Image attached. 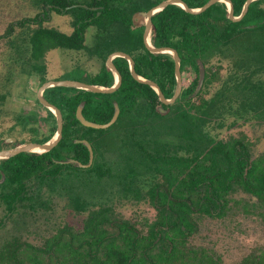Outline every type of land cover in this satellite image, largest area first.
I'll return each instance as SVG.
<instances>
[{
    "label": "trees",
    "instance_id": "1",
    "mask_svg": "<svg viewBox=\"0 0 264 264\" xmlns=\"http://www.w3.org/2000/svg\"><path fill=\"white\" fill-rule=\"evenodd\" d=\"M162 1L0 0V67L8 61L16 75L37 78L40 87L51 81L52 53L60 50L65 58L74 55V67L92 58L101 63L97 73L76 81L111 87L106 59L123 52L136 74L170 99L176 85L172 57L150 53L143 27L132 21ZM182 1L199 9L208 0ZM230 1L238 16L246 0ZM53 14L69 17L70 33L47 23ZM151 21L152 46L174 49L181 74L189 68L194 76L183 80L170 105L136 82L120 57L113 64L121 84L111 94L46 89L44 98L62 115L61 139L48 152L0 160V264H225L214 241H195L211 223L231 226V236L251 230L257 237L229 264H264V150H256L259 138L216 131L236 126L217 123L225 112L244 122L264 120V79L255 78L264 76V0L252 2L239 22L227 18L223 3L197 15L170 5ZM199 62L204 77L195 94ZM7 72L0 76V150L15 146L5 143L15 134L20 144L49 141L56 121L33 88L26 101L46 110L43 132L36 115L5 107L11 86H2L14 84L12 70ZM22 83L14 90L24 100ZM114 104L119 114L107 129L76 119L83 105L85 120L107 124ZM82 141L91 146V160ZM124 207L132 209L130 216L117 210Z\"/></svg>",
    "mask_w": 264,
    "mask_h": 264
},
{
    "label": "water",
    "instance_id": "2",
    "mask_svg": "<svg viewBox=\"0 0 264 264\" xmlns=\"http://www.w3.org/2000/svg\"><path fill=\"white\" fill-rule=\"evenodd\" d=\"M254 1H256V0H246L245 3L243 4L242 10L238 16H234L233 5H232L230 0H208L199 9L189 8L182 0H164V1L160 2L158 5L154 6L150 10H148L147 12H139V13L134 14L132 17V21H133L134 26H135V23H137L139 20L144 22V29H143V33H142V38H143V43H144V46L146 47V49L152 54L167 53L172 57V60L174 62V75H175V81H176L175 90H174L172 97L170 99H166L163 96L160 88L158 87V85L156 83H154L150 80H146V79L140 77L139 75H137L135 70H134V61L132 60V58L129 55H127L123 52H113L107 57V60H106V65H107L108 69L111 71V73L114 75V77L116 79L114 84L111 87L94 86V85H89V84H86L83 82L72 81V80L47 81V82L43 83L38 88V90L36 92V99L38 100L40 105H42L44 108L48 109L52 113V115L54 116L55 121H56V132L54 133V135L52 136V138L49 141H47L43 144H38V143L16 144L14 139H12V138L7 139V140H5V143H9L11 141L10 143H15V146L11 149L0 150V160L11 158V157L16 156L20 153L42 154L44 152H48L51 149H53L61 139L62 115H61L60 110L57 107H55L54 105L47 102V100L43 96V92L46 89L52 88V87H67V88H75L78 90H83V91L91 92V93L111 94V93L115 92L121 84V75L117 71V69L115 68V66L113 64V59L116 57L123 58L127 61L128 66H129V72H130L132 78L140 84H144V85L149 86L157 94L158 99L162 104H164V105L173 104L177 100V98L179 97V95L181 93V89H182V75L180 72V59H179L177 52L172 48L152 46L151 41H150V35L153 32V26H152V21H151L152 16L154 14L158 13L159 11L163 10L167 6H170V5L178 6L189 14L197 15V14L205 12L207 9H209L212 5H214L216 3H223L226 5V8H227V18L232 22H239L246 15L249 5ZM77 6L78 5H73L70 8L77 7ZM82 7H85V6H82ZM198 67H199V77H198L197 87L195 89V94L198 93V91L201 89L202 83H203V77H204V69H203L202 63L199 62ZM82 107H83V105H80L77 108V110L75 112L76 119L80 122V124L82 126L88 127V128H93V129H107V128H109L116 121L118 114H119L118 106L116 104H114V113H113L111 120L107 124L99 125V124L88 122L87 120L84 119V117L82 116V113H81ZM157 111L161 115L167 113V111H164L160 106L157 107ZM82 143L87 147L89 154H90V160H91L92 159L91 146L86 141H82ZM39 149L40 150L42 149L43 152H38L37 150H39ZM78 166H81V165L78 164Z\"/></svg>",
    "mask_w": 264,
    "mask_h": 264
},
{
    "label": "rangeland",
    "instance_id": "3",
    "mask_svg": "<svg viewBox=\"0 0 264 264\" xmlns=\"http://www.w3.org/2000/svg\"><path fill=\"white\" fill-rule=\"evenodd\" d=\"M0 11H2V10H0ZM3 20H4L3 16L0 15V34L2 32L3 25H4ZM47 23H49L53 27H57L63 33H70V31H71V29H70L71 27L69 26V17L67 15L58 16V15L53 14L51 21H49ZM88 37L89 36L86 37L87 41H89ZM60 53L61 52H56V54H54L53 59H55V60L53 63V68L51 69V72H52L51 76L54 77V76L60 75L62 78H65V77L85 78V73L82 74L81 71H78L77 66L74 67V64H75L74 62L67 61L64 63H60V61L58 60V58L60 57ZM15 55H17V54L14 53V56ZM12 61L15 63L14 59H12ZM7 64L8 65L4 64V66L2 64L3 68L0 67V74H1L0 76L3 77L4 73H6L7 71H8L7 73H10V70H12V72L9 74V77H11L13 75L10 80H14L13 81L14 84L11 85L8 82L5 87H4V85L2 86L3 90H8L9 87L11 86L9 89V91H11V93H9V96L7 97V101L5 102V107L8 108L12 112L14 109L18 110L20 112V114L28 115L27 117L31 116L30 113L32 114V116L36 115L37 120H38L37 125L40 128V131L43 132L45 129V124L41 122V119L39 118V113L42 112V114H43V113H45V111H42L40 107H37V105L29 103L28 101H26L30 97L29 96L30 93H27L29 90L28 87L30 85V82L31 83L33 82V84H34V87H32V88L35 91V95H36V92L39 88L37 86V83L35 82V79L30 78V80H28V76L26 77L24 75H22L23 79H21L20 74L16 75L15 69L13 68L14 65L10 64L8 61H7ZM16 69L18 71V67H16ZM198 74H199V67H198ZM260 75L261 74L258 73L255 78L256 79H261V78L264 79V76H260ZM193 76H194V73L189 68L187 69V71H185L182 74V78L184 80L187 78H192ZM21 80H23V83H22L23 84V90L21 91V93H22V95H24V100L17 98L16 97V91L14 90L15 87L17 85H19V81L21 82ZM25 80H28L27 83L24 82ZM24 101H26V102H24ZM32 111H34V112H32ZM221 116L223 118H221L219 121H217V123L222 121L221 123H223L224 127H225L227 125H230L232 122H235L236 126L233 128H230V130H227L225 128H223L221 130H216V131L221 132L220 137H224L227 133L235 134L238 132H242V133H245L252 140L255 138H259L260 140L258 142V145L256 146L257 147L256 150L259 152L264 150V136L262 135V134H264V120H263V122H261V121L256 122L255 120H249V121L244 122L242 118L239 119L238 117H235L234 115H230L227 112L222 113ZM10 138L14 139L16 144H20L18 141L19 138L16 137V134L7 138V139H10ZM7 139H5V140H7ZM10 142L6 143V144L7 145L14 144V143H10ZM7 149H11V148L8 147ZM0 183H1V180H0ZM143 209L145 210L146 208H143ZM117 210L122 211V213L126 217L130 216L131 211H132V209L130 207H124L121 210L118 208ZM68 220H69V222L76 223V221L73 220L71 217H68ZM247 225H248V227L251 226V224H247ZM10 227L8 226V228H10ZM230 227H228L227 230H223V229H220L219 227H217L216 223L207 224L205 226V228L202 229L201 234H200L201 236L200 237L198 236L195 241L198 243L199 242L206 243L209 240L214 241L213 243H215V247L218 249L219 253L222 254L225 264H229L231 262L237 261L246 252L248 247L255 245L257 237L253 233H251V230L248 231V235H245V236H240L237 234H234V236H231L229 233V231L231 230Z\"/></svg>",
    "mask_w": 264,
    "mask_h": 264
},
{
    "label": "crops",
    "instance_id": "4",
    "mask_svg": "<svg viewBox=\"0 0 264 264\" xmlns=\"http://www.w3.org/2000/svg\"><path fill=\"white\" fill-rule=\"evenodd\" d=\"M135 27H143L144 28V22H142V21H138L137 23H135ZM152 34V33H151ZM150 38H151V35H150ZM56 52H60V51H54V53H52V54H56ZM63 55H64V53H60V57L58 58V60L60 61V63H64V62H67V61H70V62H74V55H71V58H69L68 56L65 58V56H64V58H63ZM54 58V55H52V60H55V59H53ZM48 59H49V57H48ZM63 60V61H62ZM75 60L77 61V58L75 57ZM107 60V59H106ZM53 62V61H52ZM54 63V62H53ZM84 65H82V64H80V60L79 61H77V69H78V71H81L82 72V74L83 73H85V76L86 75H89V74H94V73H97L100 69H101V63L99 62V61H97L95 58H92L91 60H87L86 62H84L83 63ZM78 65H81L80 67L78 66ZM105 66H106V69L108 70V71H110L109 69H108V67H107V65H106V62H105ZM113 75V74H112ZM55 78H57V79H60V80H62V79H64V80H72V81H76V80H78L77 78H73V77H65V78H62L60 75L59 76H54V78L52 77V79H51V81H55ZM113 78H114V80H113V84H114V82H115V77H114V75H113ZM32 79H35V82L37 83L38 82V79L37 78H32ZM183 79V78H182ZM184 80V79H183ZM34 82V83H35ZM80 82V81H79ZM32 84V85H31ZM32 87H34V84H33V82L32 83H30V85H29V90H31L32 89ZM28 90V91H29ZM30 95V94H29ZM24 102H26V101H24ZM46 109V108H45ZM44 108H41V110L42 111H45V113H43L42 114V112L41 113H39V118H45L46 117V110H45ZM48 110V109H47ZM49 111V110H48Z\"/></svg>",
    "mask_w": 264,
    "mask_h": 264
},
{
    "label": "bare ground",
    "instance_id": "5",
    "mask_svg": "<svg viewBox=\"0 0 264 264\" xmlns=\"http://www.w3.org/2000/svg\"><path fill=\"white\" fill-rule=\"evenodd\" d=\"M151 41H152V40H151ZM37 151H38V152H43V150H42V149H41V150L39 149V150H37Z\"/></svg>",
    "mask_w": 264,
    "mask_h": 264
},
{
    "label": "flooded vegetation",
    "instance_id": "6",
    "mask_svg": "<svg viewBox=\"0 0 264 264\" xmlns=\"http://www.w3.org/2000/svg\"><path fill=\"white\" fill-rule=\"evenodd\" d=\"M144 29V28H143ZM182 75V74H181ZM182 82H183V79H182Z\"/></svg>",
    "mask_w": 264,
    "mask_h": 264
}]
</instances>
